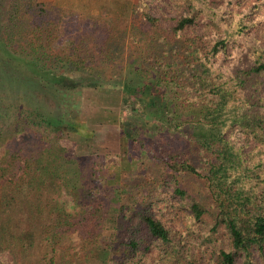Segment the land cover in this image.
I'll return each mask as SVG.
<instances>
[{"label":"trees","instance_id":"obj_1","mask_svg":"<svg viewBox=\"0 0 264 264\" xmlns=\"http://www.w3.org/2000/svg\"><path fill=\"white\" fill-rule=\"evenodd\" d=\"M144 7L133 19L155 47L132 86L123 12L0 0V78L19 81L0 86L11 264H264V0H178L162 17ZM103 85L121 87L130 196L110 189L104 154L58 142L63 90Z\"/></svg>","mask_w":264,"mask_h":264},{"label":"rangeland","instance_id":"obj_2","mask_svg":"<svg viewBox=\"0 0 264 264\" xmlns=\"http://www.w3.org/2000/svg\"><path fill=\"white\" fill-rule=\"evenodd\" d=\"M41 1H50L55 4L59 3V5L66 7H73L75 5L70 0ZM88 2L89 8L93 10L99 8L97 10L104 12L109 8L108 5H106L109 3L103 0H88ZM135 3L136 0H134V4ZM143 3L145 4V11L154 17L174 16L178 11V0H143ZM129 8L130 7H128V9ZM136 12L137 11H134L133 7L129 14H125L128 17V22L124 36L123 49V79L132 86L141 85L143 79L146 78V70L155 47V43L151 36H139L143 31V26L142 23H136L133 19ZM3 16L0 11V25L4 24ZM0 29H3V27L0 26ZM257 34L260 37H264V26L259 28ZM1 38L3 39L4 36L0 33V39ZM0 46H2L1 41ZM3 51L1 52L6 54ZM50 67L56 68L51 65ZM26 69L27 67L25 70ZM62 69L57 68L54 72L62 71ZM75 73L77 72H69L70 75ZM11 82L10 80L6 82L5 79L3 80V78H0V86L6 85L15 88L19 81ZM116 83L120 84L119 81ZM61 94L63 96L61 97V104L62 110L64 111V120L61 124V133L58 139L60 145L72 149L77 155L83 157L92 154H104L108 164L111 166L109 178L112 184L110 185V189L115 191L114 193H120L122 196H130V193L127 192V186L130 183L128 176L121 173L123 169V159L126 157V153L120 146L119 118L121 117V87L118 85H103L99 88H73L63 90ZM38 98H40V96H38ZM54 109L55 107L53 106L52 110ZM227 133L228 132H225L224 136H226ZM21 137V134L17 135L18 140H20ZM248 149L249 148H244V151ZM2 150L3 148L0 147V152ZM62 198H67V196L62 194ZM170 215V217H173L170 224L173 227L179 226L180 213L176 212ZM151 255H153V250L149 253V256ZM0 260L3 264H11V259L5 252L0 254Z\"/></svg>","mask_w":264,"mask_h":264},{"label":"crops","instance_id":"obj_3","mask_svg":"<svg viewBox=\"0 0 264 264\" xmlns=\"http://www.w3.org/2000/svg\"><path fill=\"white\" fill-rule=\"evenodd\" d=\"M72 3H74L75 7L73 6L72 8H76L79 9V11H85V10H90L89 9V2L88 0H70ZM105 2H108V11H114V14H122V12L124 14H128V3L131 2L129 4V7H131V9L129 8V11H132V8L134 7V0L130 1V0H103ZM113 1H117V2H113ZM54 3V2H53ZM59 4V3H56ZM113 4V6H112ZM114 8V9H112ZM105 10V9H104ZM127 16V15H125Z\"/></svg>","mask_w":264,"mask_h":264}]
</instances>
